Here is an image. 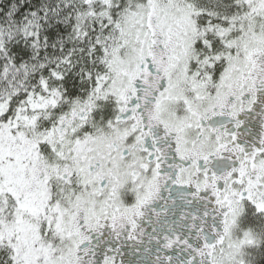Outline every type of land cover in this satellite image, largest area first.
Instances as JSON below:
<instances>
[{"label": "snow or ice", "instance_id": "6c2138e0", "mask_svg": "<svg viewBox=\"0 0 264 264\" xmlns=\"http://www.w3.org/2000/svg\"><path fill=\"white\" fill-rule=\"evenodd\" d=\"M0 264H264V0H0Z\"/></svg>", "mask_w": 264, "mask_h": 264}]
</instances>
